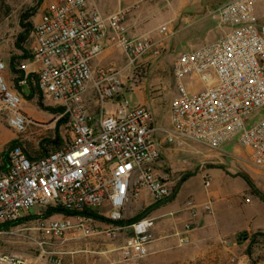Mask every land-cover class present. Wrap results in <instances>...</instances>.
Here are the masks:
<instances>
[{
	"label": "built area",
	"instance_id": "2783aa9c",
	"mask_svg": "<svg viewBox=\"0 0 264 264\" xmlns=\"http://www.w3.org/2000/svg\"><path fill=\"white\" fill-rule=\"evenodd\" d=\"M264 0H229L215 12L225 27L222 35L198 48L183 50L172 64L176 93L170 102V125L160 130L176 148L190 142L220 150L236 142L249 160L264 170ZM128 8L105 15L94 0H51L34 24L30 57L20 68L16 84L28 88L34 79L45 105L60 107L55 121L60 146L42 156L29 152L23 135L29 125H41L23 110V94L9 84L7 62L0 52V116L17 134L19 143L8 152L7 169L0 171V233L5 224L36 215L34 229L43 240H61L128 230L120 248L123 260L149 255L156 239L155 219L127 222L131 206L144 189L159 202L171 195L173 171L162 162V147L153 129L148 105L131 107L124 96V70L107 68L95 73L92 61L111 46H119L127 65L161 56L162 40L133 37ZM166 36L174 34L163 26ZM32 68H29L31 67ZM93 89L99 116L92 115L86 93ZM111 101L117 108L105 112ZM188 164V160H183ZM211 178L205 176L209 188ZM36 209L31 213V209ZM212 213L210 202H187ZM49 211L53 214L47 215ZM60 215V217H57ZM193 230L190 222L185 232ZM0 264H30L18 253L0 255Z\"/></svg>",
	"mask_w": 264,
	"mask_h": 264
},
{
	"label": "rangeland",
	"instance_id": "374dc122",
	"mask_svg": "<svg viewBox=\"0 0 264 264\" xmlns=\"http://www.w3.org/2000/svg\"><path fill=\"white\" fill-rule=\"evenodd\" d=\"M50 1L0 0V52L6 62L12 54H22V50L16 45L17 37L22 31L21 15L33 7L38 8V13ZM94 1L105 15L115 12L119 7L128 8V24L132 19L133 23H138L135 27L150 32L148 36L154 40H162L165 50L156 58V62L162 60L166 70H158L157 64H150L151 62H145L146 64L141 62L137 70H135L137 66L124 70V75L126 72L131 74V80L125 76L122 79L123 93L131 107L142 104L144 94L137 87L145 81L150 89L157 88L156 98L160 116L167 115L169 103L176 93L172 64L177 54L183 50L198 48L223 34L225 27L214 15L216 10L229 0ZM259 13L261 16L264 14V4L259 8ZM163 26H167L174 34L166 36L161 31ZM24 46L29 48L30 42H26ZM110 48L112 49L109 51L108 64H113L115 67L112 68L119 70L128 62L127 56L119 46L114 45ZM5 76L11 87L18 88L23 94V109L34 121L42 123L29 125L25 133L28 135L24 142L25 147L32 154L43 151V147L53 150L54 146L48 141L57 137L58 122L55 121L54 126L51 124L58 113L42 108L40 103L47 101H43L40 93L33 98L28 97L14 82L10 68L7 69ZM115 109L116 106L111 101L106 102V113ZM60 132H64L61 127ZM16 136L18 137V134L8 126L5 118L0 116V161L5 160V153L12 141L17 139L13 138ZM189 145L192 146L188 147ZM193 146L198 148V152L193 151ZM222 151L223 153L190 142L177 152L179 161L187 159L190 163L185 165L190 171H185L187 173L184 175H192L166 208V212L170 213L165 219L168 221L179 219L178 230L159 227L149 255L140 260L126 261L120 255V248L130 233L128 230L117 231L112 236L102 233L85 237L69 233L61 240L48 241L41 239L34 229L33 215L0 233V255L22 254L29 259L30 264H264V201L256 192L261 190L254 183L256 189L251 188L243 176L245 174L257 178L264 188V170L255 166L249 160L248 151L235 141L223 144ZM204 158L214 160L216 165L213 166L209 162L202 171L200 166ZM201 175H212L213 183L218 188L221 187L220 194L225 205L215 216L216 219L203 208H199L197 214L185 210L189 200L198 204L212 200L208 195L212 187L206 189ZM147 193L145 192V195ZM149 208L139 207L137 202L134 203L128 213L127 222L143 215L159 214L157 209L148 212ZM35 211L36 209H31L32 214ZM187 222L192 226L194 224L193 228L196 229L194 233L193 230L185 232L187 242L182 243L178 232H184ZM249 228L252 230H247Z\"/></svg>",
	"mask_w": 264,
	"mask_h": 264
},
{
	"label": "crops",
	"instance_id": "0c3cea01",
	"mask_svg": "<svg viewBox=\"0 0 264 264\" xmlns=\"http://www.w3.org/2000/svg\"><path fill=\"white\" fill-rule=\"evenodd\" d=\"M45 7H46V5H44L41 8L40 12H38L35 16H33L32 20H33L34 23H37L40 20L41 15H42ZM129 22H130V24H129L130 33H131V35L133 37H137V36H141V35H150V32L145 31L142 28L135 27V26L138 25V23H133L132 19ZM111 49L112 48L109 47L101 55H99L95 59H93L92 66H93V69H94L96 74H98L101 69H107V68L115 67L113 64H108L109 60H110L109 51ZM154 59L155 60H151V61L150 60H140L139 63L134 65V66L133 65L128 66L127 63H126L121 69L122 70H127V69H131L132 67L137 66L136 69H135V70H137L140 67V63L141 62H142V64H146L145 62H148V63L151 62L150 64H153V65L157 64L156 67H157L158 70H161V71L166 70L165 66L163 65V61L162 60L156 62V58H154ZM124 76H125L126 79L131 80L132 76H131L130 73L127 74V72H126V75H124ZM139 79L141 80V78H139ZM122 82H123V79H122ZM137 89H139L144 94V100L142 101V104L143 105H148L153 111L152 124H153V129L155 131V136L159 140V142L161 144V147H162V151H161L162 162L164 164H166L169 168H171V170L173 171V174H174L173 175V182L171 184V191H172L171 194L173 193V191H174V194L172 196L170 195L169 196L170 198H166L165 201L161 202L157 207L152 209V210H156L157 209L159 214H157L155 216H152V215H148V216L155 219V232H156V234H157V230H158L159 227H165V228H169L171 230H174V229L178 230L177 220H179V219H175L174 221L166 220L165 217L167 215H169V213H170V212H166L167 211L166 208L169 206L168 205L169 202L176 196V194L179 192V190L189 181V179H190V177L192 175H189V174L188 175H184L190 170H187L188 166L185 167L186 164H184L183 162L179 161L178 158H177V154H178L177 152H179V150H181V148H176V147L171 146L168 143H166L165 135L160 130L162 127H167V126L170 125V103H169L167 115L160 116L159 108H158L159 106L157 104V98H156V93H157L156 90H157V88L155 87V88L150 89L149 86H147V84L145 83V81H143L141 86L137 87ZM29 90L30 89H28V88H25V87L23 88V91L26 92V94H28ZM86 98H87V100L89 102L92 115L95 118H97L99 116V111L100 110H99V107L97 105V102L95 101L93 89H90L86 93ZM116 110H117V108L114 111L110 112V113H114V112H116ZM28 116L30 117L29 114H28ZM54 122H55V120H53L51 126H54ZM27 137H28L27 134L23 135L24 142H25V140H27ZM13 138H17V136L13 137ZM190 146H192V145H189L188 147H190ZM192 148H193V151L198 152V148L196 146H193ZM216 151H219V152L223 153L222 148L220 150H216ZM203 162H204V166H203ZM209 162L213 166L216 165V162L214 160H208V159L204 158V159H202V163H201L202 165L200 166V168H202V171L205 170V166H206V164H209ZM5 163H6L5 160L0 161V171H4V170L7 169V166L5 165ZM187 165H190L189 161H188ZM185 171H187V172H185ZM181 172H183V173L181 175H179ZM205 176H209L211 178L210 186H209V188H206V189H210V187H212L210 189L208 195H209L210 198H212V200H210L211 201L210 203L212 204V207H213V212L210 213V214H212L214 216L213 218H215V216H217L222 211V209H224V205L225 204H224V201H222V197H221V194H220L222 192V190H221V187L218 188L217 185L213 183L212 175H201V178L203 179V182H204ZM236 176L241 177L240 175H236ZM248 176L251 178V180L253 181L255 186L257 188H259L261 191L264 192V188H263L262 182L259 181L255 177H252L250 175H248ZM177 187H178V190L175 192V189H177ZM145 192H148V193L145 195ZM156 203H158V202L155 201L151 197V195H150V193H149V191L147 189H144L142 191V195H141L140 199L137 201V205L139 207H145V208H149V207L151 208ZM185 210H188L187 207H185ZM151 212L152 211H150V213ZM194 221L196 222V220H194ZM195 222H193V223H195ZM195 225H196V223H195ZM193 226H194V224H193ZM260 228H263V227H260ZM195 229H196V227L193 228V233L195 232ZM256 229H258V228H256ZM247 230H252V228H249ZM253 230H255V229H253ZM237 233H239V232H237ZM222 235H224V234H222ZM222 235H219V236H222Z\"/></svg>",
	"mask_w": 264,
	"mask_h": 264
},
{
	"label": "trees",
	"instance_id": "16d2710c",
	"mask_svg": "<svg viewBox=\"0 0 264 264\" xmlns=\"http://www.w3.org/2000/svg\"><path fill=\"white\" fill-rule=\"evenodd\" d=\"M37 11H38V8L37 7H33L31 10H27L21 15L20 26L22 28V31L20 32V34L17 37L16 45H17V47L20 50H22V54L21 55L12 54L10 59H9V61L7 62L8 68H10V70L13 73V80L16 83L19 80L24 78V71L20 68L21 61L25 60V59H28L30 57V50H29V48H26L24 46V44L26 42H31V33L33 31V28H34V22H33L32 18H33V16H35L37 14ZM28 83H29V89L30 90H29V93L27 94V96L30 97V98H33L37 93H40V92L38 90L37 85L34 83V79L31 76L28 77ZM40 105L42 106V108H44V109H46V110H48V111H50L52 113H55V114L62 112V109L60 107L47 106V105H44L43 102H41ZM62 122H63V120H60L58 122V125H57L58 126L57 127V137L55 139L51 140V141H48L51 145L54 146L53 150L57 149L60 146V143H61V140H62L61 135L59 133V127L62 124ZM17 143H19L18 139L12 141L10 148L5 153V158L4 159H5V162H6L5 163L6 166L8 165V152ZM53 150H51V151H53ZM48 151H50V150H48V148L43 147V151H41V152H39L37 154H34V155L42 156L45 153H47ZM243 176L245 177V179L247 180V182L249 183L251 188H255L251 178L248 175H245V174ZM256 192L261 197V199L264 201V192L263 191H259V190H256ZM51 214H53L52 211H49L47 215H51ZM33 217L35 218L36 215H33ZM26 219L27 218H23V219H20L19 221H16L14 223H7V224H5V229H10L12 226L20 224ZM241 236L242 235H240V238H241ZM253 240H254V238H253ZM250 253L252 254V252H250Z\"/></svg>",
	"mask_w": 264,
	"mask_h": 264
},
{
	"label": "water",
	"instance_id": "95a60500",
	"mask_svg": "<svg viewBox=\"0 0 264 264\" xmlns=\"http://www.w3.org/2000/svg\"><path fill=\"white\" fill-rule=\"evenodd\" d=\"M178 190V187H177V189H175V192ZM174 194V191H173V193L171 194V196ZM167 198H170V197H167ZM166 199H163L162 201H159L158 203H156L155 205H153L149 210H148V212L149 211H151L152 209H154L155 207H157L161 202H163V201H165ZM144 216V215H143ZM142 216V217H143Z\"/></svg>",
	"mask_w": 264,
	"mask_h": 264
}]
</instances>
